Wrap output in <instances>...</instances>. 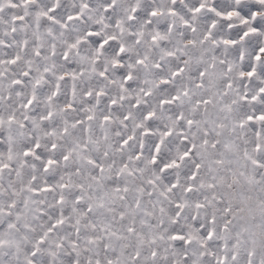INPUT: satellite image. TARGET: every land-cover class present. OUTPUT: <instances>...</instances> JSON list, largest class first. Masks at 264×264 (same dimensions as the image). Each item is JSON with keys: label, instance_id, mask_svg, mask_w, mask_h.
<instances>
[{"label": "snow or ice", "instance_id": "snow-or-ice-1", "mask_svg": "<svg viewBox=\"0 0 264 264\" xmlns=\"http://www.w3.org/2000/svg\"><path fill=\"white\" fill-rule=\"evenodd\" d=\"M0 264H264V0H0Z\"/></svg>", "mask_w": 264, "mask_h": 264}]
</instances>
